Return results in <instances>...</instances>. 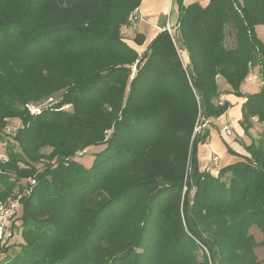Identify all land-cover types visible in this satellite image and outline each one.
<instances>
[{"label": "trees", "instance_id": "trees-1", "mask_svg": "<svg viewBox=\"0 0 264 264\" xmlns=\"http://www.w3.org/2000/svg\"><path fill=\"white\" fill-rule=\"evenodd\" d=\"M141 1L0 0V135L6 119L20 118L29 124L24 145L36 151L22 148L24 158L38 162L37 150L50 146L47 158L57 159L40 173L13 151L0 161V203L19 180L35 181L21 198L19 251L0 245V264H258L264 148L251 142L241 155L223 142L240 161L214 177L199 167L209 131L198 127L231 107L219 101L218 77L245 100L243 133L253 120L264 125V46L255 33L264 0H175L174 36L162 30L139 56L121 28ZM256 67L259 92L241 94ZM57 94L37 116L25 107ZM91 146H104L91 166L72 159ZM215 228L228 243L211 237Z\"/></svg>", "mask_w": 264, "mask_h": 264}, {"label": "rangeland", "instance_id": "rangeland-1", "mask_svg": "<svg viewBox=\"0 0 264 264\" xmlns=\"http://www.w3.org/2000/svg\"><path fill=\"white\" fill-rule=\"evenodd\" d=\"M199 1L201 3L205 2V1H207V3L209 2V0H199ZM174 31H175V29H174ZM8 33L10 35V32H8ZM226 33H227V37H226L225 45L227 48H231L233 46V37L230 34L229 28H227ZM255 33H256V37L259 40V42L264 46V25L256 26L255 27ZM123 38H124V40L129 39V37L126 36V34L123 35ZM179 55H180V58L182 60V52H180ZM182 62L184 65H186L184 63V61H182ZM248 78H249L248 79L249 82L244 81V83H242V85L239 87L240 93L243 95L258 93L260 90V86H261V80H260V77L258 74V68L257 67L252 70V72L250 73ZM217 84L219 86L221 93L223 94L222 87L224 85H227V84L221 78L220 79L218 78ZM59 96H60V94H57V95L51 97L52 98L51 101H48L46 99V100L40 101V102L35 103V104H33V103L27 104V105H31L35 109L39 110V113H32V112L28 111L29 114L31 116H37L42 112V110H46V109L52 107L53 105H56L59 102ZM222 99H224V97L220 96L219 101L224 102V100H222ZM59 110L71 113L72 108L70 105H64ZM5 121H6V125L3 128L2 133L0 135V157H1L0 161H3V162L6 161V159H7L6 155H7L8 151H13L15 153L21 154L22 148L32 149V148H28L26 146V144L24 145V143H25L24 141L26 140V137H24L21 133L25 129H28L29 124H24L22 122V120L20 118H17V117L8 118ZM202 122L203 121L201 119L199 121L198 129H200L201 127L208 129L209 137H208V139L204 145H200L198 147L199 167H200L201 171H207L211 175H213L214 177L217 176L218 170L223 167V165L226 161H225V155L223 153H221V156H220L219 154L217 155V153H215L213 150L210 149V144H211V142H213L211 140L212 137H214V136L217 137L220 140V142H222V143L223 142L226 143V140H225V139H227L226 137H231L234 142H237L239 144L241 155H246L245 150L243 148V145H249L251 142H254L256 144H262V146L264 148V125L257 123L255 120L252 121V128L249 129L246 134L242 133L243 130H242V132H240L239 128L236 125L234 126V125H231L230 123H224L223 125L222 124L219 125V124H217L215 119H210L204 123H202ZM236 130L241 133L240 136L236 133ZM22 143H23V145H22ZM215 147L219 151V146L215 145ZM102 148H104V146H99L98 149L96 147H92V146L84 148V149L76 152L75 156L72 159L79 161L85 167H89V166H91V164L94 160V154L96 152H98L99 150H101ZM32 150L35 151L34 149H32ZM52 150L53 149L50 146H41L37 150V153L39 155H41V158H40L41 160L38 162L37 161H30V160L24 158V156L21 154L22 160L26 161V163H27V165L25 167H27V169H34L36 171L35 173L42 172L48 166H50V168L55 167L57 164L56 157L52 158L50 160L47 158V156L51 153ZM83 150H86V154H84V155L80 154V152ZM27 152H29V151L27 150ZM33 153H36V151ZM238 161H240L239 158H238ZM32 177L33 176L28 177L26 179L19 180L17 188H15L13 195L7 198V199H9V198L18 199V202H19V206L16 209L15 214L10 219L7 220L6 224L4 225V228L1 229L2 235L0 238V245H2L4 247H9V250H11V251L13 250L15 252H18L19 251L18 245L20 243H22V237L20 235V232H21V221H20V219H21L22 212H23L22 204H21V198L25 195L24 192L27 189L28 182L30 180H34ZM231 177H232L231 174H227L225 177L221 178V181L224 184L228 185ZM7 199L5 201H7ZM248 233L253 236V238L255 239V241L257 243L261 242V240L263 238V233L261 231H259L255 226H252L249 229ZM210 235H211V237H213L214 235L220 236L223 241H225V239H226V242L227 243L229 242V240L227 238V231L226 230H221V229L215 228L214 230H212L210 232ZM204 251H205L207 257H209L208 251H206V249H204ZM253 252L255 254L256 262L258 264H264V248L260 247V246L255 247ZM3 257H4V255H2L0 258L2 259Z\"/></svg>", "mask_w": 264, "mask_h": 264}, {"label": "crops", "instance_id": "crops-1", "mask_svg": "<svg viewBox=\"0 0 264 264\" xmlns=\"http://www.w3.org/2000/svg\"><path fill=\"white\" fill-rule=\"evenodd\" d=\"M181 1L183 6H188L193 3H198L202 6H205L207 4V1L201 3L199 0ZM138 11L141 20L139 21L138 17L134 27L129 28L126 33V36H128L129 39H125L124 41L129 47L134 49L139 56H141L146 50L149 43L159 32L163 30L166 24L176 29L178 20V5L175 0H142L140 6L138 7ZM137 35L143 39L141 45H136L134 43V37ZM182 61H184L185 64L188 63V58L185 52H182ZM218 78L220 79V77ZM248 79L249 78L246 79V82H249ZM230 91L231 89L228 85H224L222 87L223 94H221V96L224 97V99L222 100L227 101L231 105V108L226 112V114L215 120L219 125H223L224 123H230L234 126L236 125L239 128L240 132H242V129L239 126V121L241 120V106L245 100L243 98H238L232 94H227ZM240 132L236 130V133L239 136L241 134ZM226 138L227 139L225 140L228 146L234 152L240 154L239 144L237 142H234L231 137ZM211 140L213 142H211L210 144V149L217 153V155L219 154L221 156V153L225 155L226 162L224 163L223 167L238 162L237 157L231 156L226 152L224 144L220 142L217 137L214 136ZM215 145L219 146V151L215 147Z\"/></svg>", "mask_w": 264, "mask_h": 264}, {"label": "built area", "instance_id": "built-area-1", "mask_svg": "<svg viewBox=\"0 0 264 264\" xmlns=\"http://www.w3.org/2000/svg\"><path fill=\"white\" fill-rule=\"evenodd\" d=\"M138 17H139V19H138ZM137 19L139 21L141 20L138 8H136L129 15L127 24L124 25L121 28V34L125 35L127 33V31L129 30V28L134 27V25L136 24ZM163 30H166L169 33L170 37L174 36L175 31H174L173 27L169 26L168 24L165 25ZM178 53L180 54V51ZM47 100L51 101L52 99L49 98ZM26 108H27V110L29 112L39 113V110L35 109L31 105H27ZM80 154H82V155L86 154V150L81 151ZM34 184H35V181L34 180H30L28 182V184H27V189L25 190L24 194L28 195L30 193V188H32V186ZM18 206H19L18 199H13V198H9V199H7V201L0 203V238H1V235H2L1 229L4 228V225L6 224L7 220L10 219L15 214L16 209L18 208Z\"/></svg>", "mask_w": 264, "mask_h": 264}]
</instances>
